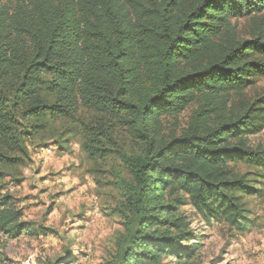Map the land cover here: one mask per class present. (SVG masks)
I'll return each mask as SVG.
<instances>
[{"label":"trees","instance_id":"1","mask_svg":"<svg viewBox=\"0 0 264 264\" xmlns=\"http://www.w3.org/2000/svg\"><path fill=\"white\" fill-rule=\"evenodd\" d=\"M1 1L0 192L31 146L77 139L90 161L126 173L113 172L122 230L106 264H191L187 204L248 229L246 199L264 196V146L252 142L264 96L247 94L264 76V0ZM11 201L1 196L0 233L37 235Z\"/></svg>","mask_w":264,"mask_h":264},{"label":"rangeland","instance_id":"2","mask_svg":"<svg viewBox=\"0 0 264 264\" xmlns=\"http://www.w3.org/2000/svg\"><path fill=\"white\" fill-rule=\"evenodd\" d=\"M8 2L2 0L1 4ZM237 28L241 38H251L247 19H240ZM247 94L264 96V76L256 79ZM187 117L184 114L180 119L182 126ZM252 142L264 146V129ZM118 163L116 159L90 161L77 139L31 146L21 176L16 181L6 178L1 184L0 199L11 196L21 221L30 223L38 233L16 239L0 233V257L10 264H36L40 259L56 260L63 255L64 246L70 245L75 259L69 264H106L122 230L120 218L112 214L120 198L112 185L113 172L126 176ZM261 180L264 183V175ZM246 202L253 222L244 232L209 221L188 204L180 208L199 244L191 264H264V196Z\"/></svg>","mask_w":264,"mask_h":264}]
</instances>
